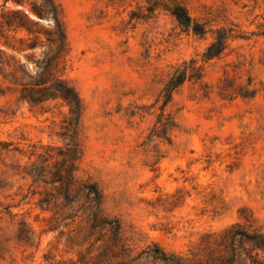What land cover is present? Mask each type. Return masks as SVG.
Instances as JSON below:
<instances>
[{
    "label": "rangeland",
    "instance_id": "1",
    "mask_svg": "<svg viewBox=\"0 0 264 264\" xmlns=\"http://www.w3.org/2000/svg\"><path fill=\"white\" fill-rule=\"evenodd\" d=\"M54 2L82 103L77 183L59 177L68 108L30 107L0 68V264H214L225 229L264 235V0H177L202 37L148 11L164 0ZM221 28L234 38L204 60ZM82 182L102 192L99 220Z\"/></svg>",
    "mask_w": 264,
    "mask_h": 264
},
{
    "label": "trees",
    "instance_id": "2",
    "mask_svg": "<svg viewBox=\"0 0 264 264\" xmlns=\"http://www.w3.org/2000/svg\"><path fill=\"white\" fill-rule=\"evenodd\" d=\"M156 8L167 11L180 28L197 36L202 37L209 31L206 24L194 20L177 0H164L161 6H151L148 11L152 12ZM47 19H50L51 23L45 27L43 22ZM10 32L22 33L18 46L8 40L7 34ZM233 38L228 35L227 29L216 30L213 41L203 53V59L219 57L227 42ZM0 43V68L9 69L8 74L20 83L21 99L25 103L32 108L43 110V106L49 102L62 101L68 108V115L63 120L65 127L62 134L67 141L66 150L62 154L65 162L64 176L60 174L59 177L61 181L63 179L64 184H76V162L80 157L77 129L82 103L78 93L64 78L68 46L59 9L54 0H3L0 6ZM8 53L22 55L25 65L15 61L13 55ZM188 77L186 65L170 77L164 88L166 102L171 98L172 92ZM26 175L37 180L39 172ZM78 190L89 199L94 209L93 214L96 220H99L102 192L95 184L88 182L78 183ZM245 221L250 223L247 218ZM112 228L118 233L119 223L114 222ZM240 228V225H233L223 231L228 237L223 244L228 257L217 259L214 264H264V235L254 230L242 229L239 232ZM246 245L249 247L246 248ZM160 255L162 260L168 259L163 252Z\"/></svg>",
    "mask_w": 264,
    "mask_h": 264
},
{
    "label": "water",
    "instance_id": "3",
    "mask_svg": "<svg viewBox=\"0 0 264 264\" xmlns=\"http://www.w3.org/2000/svg\"><path fill=\"white\" fill-rule=\"evenodd\" d=\"M41 21V20H40Z\"/></svg>",
    "mask_w": 264,
    "mask_h": 264
}]
</instances>
